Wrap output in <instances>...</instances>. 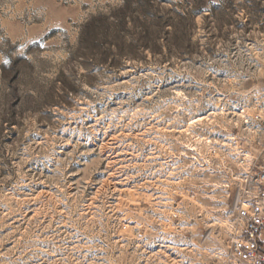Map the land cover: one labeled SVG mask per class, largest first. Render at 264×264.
Here are the masks:
<instances>
[{
	"label": "rangeland",
	"instance_id": "1",
	"mask_svg": "<svg viewBox=\"0 0 264 264\" xmlns=\"http://www.w3.org/2000/svg\"><path fill=\"white\" fill-rule=\"evenodd\" d=\"M263 35L264 0H0V264H228Z\"/></svg>",
	"mask_w": 264,
	"mask_h": 264
},
{
	"label": "built area",
	"instance_id": "2",
	"mask_svg": "<svg viewBox=\"0 0 264 264\" xmlns=\"http://www.w3.org/2000/svg\"><path fill=\"white\" fill-rule=\"evenodd\" d=\"M262 41L264 43V37ZM263 101L257 102L256 109L250 114L244 108L237 112L251 139L245 143L248 148H241V141L234 137L229 138L228 144L233 150L230 155L234 156L238 166L232 175L233 183H226L229 189L228 200L233 211L226 241L228 264H264ZM204 143L208 144L209 141ZM192 148L188 150L196 149L194 146ZM213 153L217 154L216 151ZM218 155L221 156V153ZM224 158L225 155L222 154V159Z\"/></svg>",
	"mask_w": 264,
	"mask_h": 264
},
{
	"label": "bare ground",
	"instance_id": "3",
	"mask_svg": "<svg viewBox=\"0 0 264 264\" xmlns=\"http://www.w3.org/2000/svg\"><path fill=\"white\" fill-rule=\"evenodd\" d=\"M204 117H200V118H198L199 120H201V119H203ZM190 147V146H189ZM189 149H193L192 147H190Z\"/></svg>",
	"mask_w": 264,
	"mask_h": 264
}]
</instances>
